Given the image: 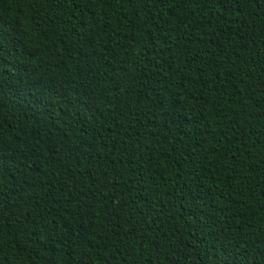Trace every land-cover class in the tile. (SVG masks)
Here are the masks:
<instances>
[{"label": "trees", "instance_id": "obj_1", "mask_svg": "<svg viewBox=\"0 0 264 264\" xmlns=\"http://www.w3.org/2000/svg\"><path fill=\"white\" fill-rule=\"evenodd\" d=\"M0 264H264V0H0Z\"/></svg>", "mask_w": 264, "mask_h": 264}]
</instances>
